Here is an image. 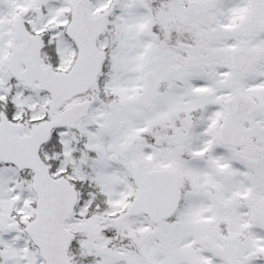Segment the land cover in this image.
<instances>
[{"label":"snow or ice","instance_id":"snow-or-ice-1","mask_svg":"<svg viewBox=\"0 0 264 264\" xmlns=\"http://www.w3.org/2000/svg\"><path fill=\"white\" fill-rule=\"evenodd\" d=\"M0 264H264V0H0Z\"/></svg>","mask_w":264,"mask_h":264}]
</instances>
